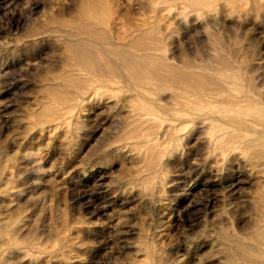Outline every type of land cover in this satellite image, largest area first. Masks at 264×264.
I'll use <instances>...</instances> for the list:
<instances>
[{"label":"rangeland","instance_id":"1","mask_svg":"<svg viewBox=\"0 0 264 264\" xmlns=\"http://www.w3.org/2000/svg\"><path fill=\"white\" fill-rule=\"evenodd\" d=\"M195 1L173 2L164 20L162 0H0L2 264H228L233 249L220 244L248 241L264 223V165L249 163L252 148L216 156L198 127L185 140L158 138L164 153L178 152L148 163L140 153L156 131L139 101L129 111L100 92L78 105L64 98L70 72L104 88L106 77L74 64L65 38L88 17L114 16L113 5L117 35L124 22L155 19L173 61L185 48L188 70L213 72L226 56L233 79L264 85V0L214 18Z\"/></svg>","mask_w":264,"mask_h":264},{"label":"bare ground","instance_id":"2","mask_svg":"<svg viewBox=\"0 0 264 264\" xmlns=\"http://www.w3.org/2000/svg\"><path fill=\"white\" fill-rule=\"evenodd\" d=\"M175 1L178 0H162V19L169 18L170 6L175 5ZM260 1L196 0L194 10L214 18L221 8L231 15L243 6L244 9L253 8ZM113 7L114 14L118 15V7ZM183 7H177L178 14L183 13ZM159 9L155 6L150 16L156 18L154 12ZM115 15L97 16L98 21L88 17L80 23L85 28L67 31L65 45L74 56V64L106 80L101 84L104 88L100 89V84L92 79L81 77L79 72H70L66 77L74 81L75 87L65 100L73 99L78 105L100 92L111 98L117 107L129 111H135V101H139L145 109V121L149 123L146 128L156 131V139L144 140L146 149L140 153L148 163L170 160L171 154L178 152L179 147L175 146L170 155L164 153L158 138L166 135L165 141L170 143L176 139L185 140L199 127L206 134L204 141L214 148L216 156L227 157L233 153L236 158L238 153L252 148L253 153L246 156L249 163L264 165V85L248 78L245 82L233 79V63L226 56L217 58L220 65L212 68L213 72L188 70L193 63L186 49H181L179 61H173L164 36L155 30V19L124 22L125 33L119 36ZM99 23L106 28L101 29ZM87 38L98 44H108L109 49L92 47ZM166 94L174 102L172 107L164 102ZM129 100L133 101L132 105L127 103ZM160 111H165L167 116ZM255 224L250 240L220 244L219 249H233V255L227 256L228 264H264V223ZM9 249L0 244V264L7 262L5 255ZM26 254L22 251L21 258L31 261Z\"/></svg>","mask_w":264,"mask_h":264}]
</instances>
